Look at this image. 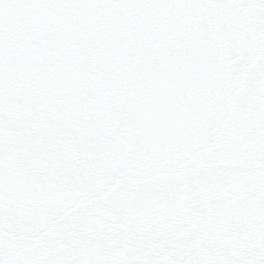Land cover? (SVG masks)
I'll list each match as a JSON object with an SVG mask.
<instances>
[{"label": "snow or ice", "instance_id": "6c2138e0", "mask_svg": "<svg viewBox=\"0 0 264 264\" xmlns=\"http://www.w3.org/2000/svg\"><path fill=\"white\" fill-rule=\"evenodd\" d=\"M0 264H264V0H0Z\"/></svg>", "mask_w": 264, "mask_h": 264}]
</instances>
